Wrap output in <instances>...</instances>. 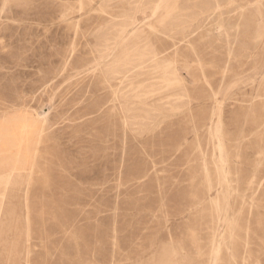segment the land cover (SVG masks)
Instances as JSON below:
<instances>
[{"label":"rangeland","instance_id":"374dc122","mask_svg":"<svg viewBox=\"0 0 264 264\" xmlns=\"http://www.w3.org/2000/svg\"><path fill=\"white\" fill-rule=\"evenodd\" d=\"M263 21L0 0V264H264Z\"/></svg>","mask_w":264,"mask_h":264},{"label":"bare ground","instance_id":"6f19581e","mask_svg":"<svg viewBox=\"0 0 264 264\" xmlns=\"http://www.w3.org/2000/svg\"><path fill=\"white\" fill-rule=\"evenodd\" d=\"M256 5V4H255ZM254 6V5H253ZM145 7V6H144ZM256 8V7H255ZM139 10V9H138ZM135 16V15H134ZM135 19V18H134ZM141 20V19H140ZM264 22V21H263ZM258 23H260V22H258ZM225 29V24H224V21H223V19H222V17H221V15H219V17H218V19L216 20V22H215V29L214 30H216L217 32H220L221 33V31L223 32V30ZM258 29H259V27H258ZM260 30V29H259ZM260 32V31H259ZM257 33V32H256ZM222 34V33H221ZM258 34H260V33H258ZM106 41V40H105ZM148 42V41H147ZM141 44V43H140ZM147 44V43H146ZM145 44V45H146ZM150 44V43H149ZM135 45V44H134ZM144 47V46H143ZM151 47V46H150ZM149 48V47H148ZM147 48V49H148ZM139 50V49H138ZM109 51V50H108ZM140 52V51H139ZM144 53V52H143ZM148 53V52H147ZM131 54V53H130ZM140 55H142V54H140ZM128 56V55H127ZM143 56V55H142ZM151 56V55H150ZM144 57V56H143ZM133 58H134V56H133ZM140 58V57H139ZM121 64V63H120ZM125 66V65H124ZM179 68V67H178ZM178 79V78H177ZM189 83H191V82H189ZM159 92V91H158ZM148 93V92H147ZM9 120V119H8ZM16 120V119H15ZM18 120V119H17ZM16 120V121H17ZM12 122H14V121H11V123ZM20 122V121H19ZM18 122V123H19ZM7 123V122H6ZM9 123V122H8ZM26 123H27V121H26ZM10 124V123H9ZM20 125V124H19ZM22 125V124H21ZM5 126V125H4ZM10 126H12V125H10ZM22 126H24V124L22 125ZM18 127V126H17ZM7 129V128H6ZM12 129H14L13 127H12ZM25 129H27V128H25ZM8 130V129H7ZM6 130V131H7ZM27 130H29V129H27ZM7 133V132H6ZM2 135V134H1ZM3 135H5V134H3ZM8 135V134H7ZM12 135V134H11ZM26 135V134H25ZM6 136V135H5ZM3 137V136H2ZM24 138H25V136H24ZM3 140V139H2ZM18 140V139H17ZM4 141V140H3ZM26 141V140H25ZM5 142H8V141H5ZM4 142V143H5ZM13 143V142H12ZM8 144V143H7ZM10 145V144H9ZM13 145H15V144H13ZM27 145V144H26ZM18 146H19V144H18ZM28 147V146H27ZM26 147V148H27ZM6 148V147H5ZM1 149H2V147H1ZM27 150V149H26ZM5 151H7V150H5ZM18 154V153H17ZM21 155V154H20ZM26 156H28V154L26 155ZM17 157V156H16ZM15 171V170H14Z\"/></svg>","mask_w":264,"mask_h":264}]
</instances>
